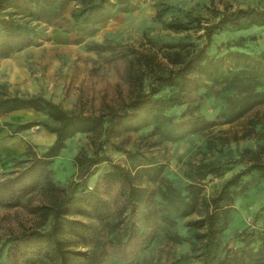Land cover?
Here are the masks:
<instances>
[{
	"label": "rangeland",
	"instance_id": "1",
	"mask_svg": "<svg viewBox=\"0 0 264 264\" xmlns=\"http://www.w3.org/2000/svg\"><path fill=\"white\" fill-rule=\"evenodd\" d=\"M95 1L27 0L13 8L25 32L0 38V98L43 96L67 112L97 114L106 104L118 106L129 99L126 73L134 51L203 43L201 25L212 18L213 8L264 7V0H136L129 10L113 3L94 12ZM229 49H264V25L215 33L209 51ZM206 83L190 90L174 110L171 130L142 115L103 145L111 162H101L85 180L89 188L97 186L113 212L104 230L113 242L102 264H202L201 201L255 154L264 161V118L247 121L256 109L262 113L264 104L235 116L236 106L227 108L232 91L225 83ZM56 124L32 107L0 113V264H35L27 260L31 254L19 252L20 235L50 227L44 206L57 193L48 181L66 187L76 172V154L91 155L102 139L95 131L75 132L47 159L43 152L55 135L46 126ZM202 163L219 164L222 171L198 179ZM242 185L235 188L209 264L226 247L241 245V229L264 226V212H258L264 177L254 170L243 176ZM192 191L194 202L188 200ZM256 264H264V258Z\"/></svg>",
	"mask_w": 264,
	"mask_h": 264
},
{
	"label": "trees",
	"instance_id": "2",
	"mask_svg": "<svg viewBox=\"0 0 264 264\" xmlns=\"http://www.w3.org/2000/svg\"><path fill=\"white\" fill-rule=\"evenodd\" d=\"M26 2L27 0H0L2 40L25 32L23 26L15 20L13 8ZM135 2L136 0H96L91 6L94 12L113 3L123 10H129L135 6ZM211 17L201 25L205 39L199 45L178 42L161 45L158 50L134 51L126 73L130 97L121 105L106 104L97 114H82L67 112L57 102L43 96L0 98V113L32 107L45 111L57 122L55 126H46L55 135L53 142L43 152L47 159L57 155L66 139L75 132L95 131L102 136L91 155L76 154V172L66 187L58 188L48 181V187L57 193L51 205L44 206L51 216V224L48 229H34L20 235L22 242L19 252L31 254L27 260L35 264H81L82 261H78V258L82 257V264L103 263L113 242V237L104 231L113 212L97 186L89 188L85 180L101 162H111L103 145L126 123L148 115L155 123L163 125L164 130H171L176 122L174 110L185 101L190 90L204 86L206 82L225 83V88L232 91L228 95L227 108L236 106L233 113L235 116L264 104V49L257 52L234 49L216 53L209 51L213 35L218 31L264 25V7L213 8ZM258 110L247 119L249 124L264 118V111L261 113ZM19 126L25 128L24 125ZM248 134L249 131L244 132L242 137ZM233 138L238 137L235 135ZM113 166L116 167L117 174L128 179L121 168ZM198 169V179L205 178L209 173L218 174L222 171L221 165L212 163L199 164ZM254 170L264 177V161L257 154L246 167L228 177L214 195L201 201L205 213L197 220V224L202 228L199 233L202 238L199 253L202 264H209L211 261L218 235L224 227L223 218L234 199L235 188H245L242 178ZM24 190L22 187L21 192ZM188 198L191 202L195 201L193 191ZM258 212H264V203ZM237 240L241 245L226 247L223 255L213 264H256L264 258V226L259 229L244 227L237 234ZM77 247L85 250L81 251Z\"/></svg>",
	"mask_w": 264,
	"mask_h": 264
}]
</instances>
